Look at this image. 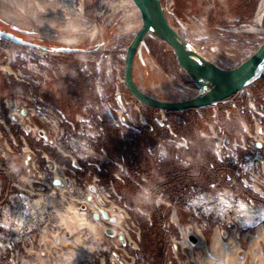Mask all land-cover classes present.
<instances>
[{
    "label": "rangeland",
    "instance_id": "rangeland-1",
    "mask_svg": "<svg viewBox=\"0 0 264 264\" xmlns=\"http://www.w3.org/2000/svg\"><path fill=\"white\" fill-rule=\"evenodd\" d=\"M160 1L169 24L184 41L221 68L231 69L239 65L264 38V0ZM140 25V14L131 0H0V32L21 40L23 38L47 50L27 49L0 38V170L5 168L9 181L8 187H5L6 183L0 177V205L16 190L13 184L23 185L18 180L23 169L16 171L10 168L6 165L7 157L16 158L20 167L25 151L39 156L51 150L49 146L36 144L27 136L13 121L14 110L6 107L9 99H34L33 107H50L63 119L61 125L66 126V130L74 136L85 137L92 131H98L100 136L96 137L97 142L92 150L105 156L98 167L89 159L79 161L78 167L73 168L69 159L65 160L57 152L52 155L60 163L72 167L79 179L97 177L108 189L109 185L113 186V197L129 217L125 220L130 230L124 227V222L121 226L136 241L134 247L132 244L127 246V253L134 258L135 264H159L156 253L144 246L146 243L137 217L144 216L149 227L152 221L149 214L133 205L126 190L125 181L130 179V174L125 159L118 160L111 156L104 143L107 140L105 125L136 133L146 125L142 108L122 81L126 48ZM22 30L27 32L26 36L20 33ZM58 49L78 51L61 53L57 52ZM133 75L140 90L157 100L180 101L198 93L197 87L177 65L170 48L151 36L144 39L140 53L135 56ZM117 95L131 107L128 115L120 112ZM247 95L253 98L264 96V76L231 99L241 100ZM225 107V102H221L208 108L191 110L188 114L198 139L206 141V144H201L200 151L206 152L207 156L210 154L209 165L213 163L215 168L222 167L223 171L219 178L201 182L197 188L184 191L170 202L163 200L161 194L155 197V205L165 208L162 213L167 214L169 220L163 224L168 245L162 264L191 263L194 249L180 233L185 230L188 218L184 208L212 184H225L228 164L217 163L211 151V141L201 137L205 124L213 121L222 126L226 138L235 139L240 135L235 113L227 118ZM122 116H125L126 123L122 122ZM188 116L177 118L186 125ZM162 117L166 119V115L160 111L154 117L155 122ZM175 121L170 119L169 127L164 128L167 134L163 139L145 142L139 147L149 163H163L171 155L181 161L178 150H188L192 145L188 137L173 129L172 125L177 124ZM183 139L187 140V148L180 146ZM3 153L6 158L2 157ZM130 181L142 188L135 180ZM144 194L147 195L146 191ZM167 223L172 228L167 227ZM261 226L255 225L248 233ZM137 229L140 231L139 239L134 233ZM212 234L205 233L207 246ZM9 258L6 252L0 250V264H9ZM241 258H246L243 264L264 263L245 255ZM226 264L240 263L231 260Z\"/></svg>",
    "mask_w": 264,
    "mask_h": 264
},
{
    "label": "built area",
    "instance_id": "built-area-1",
    "mask_svg": "<svg viewBox=\"0 0 264 264\" xmlns=\"http://www.w3.org/2000/svg\"><path fill=\"white\" fill-rule=\"evenodd\" d=\"M116 101L120 112L128 115L129 104L120 95ZM224 102L226 117L235 113L240 135L226 138L217 121L206 123L202 129L201 137L211 141L215 160L227 163L228 171L225 184H212L184 208L188 218L180 233L194 249L190 264H200L198 245L205 233L216 232L223 241H239L250 228L264 225V96L247 95ZM32 104L34 99L6 102V107L15 112L13 121L23 132L36 144L51 149L39 156L24 152L25 167L18 179L24 186L13 184L16 190L0 205V250L10 256L9 264H135L126 248L130 244L134 247L136 241L127 231L125 219L129 217L116 203L113 186L108 189L97 177L79 179L73 170L79 161L91 159L96 167L103 162L104 154L92 150L100 134L89 130L85 137L74 136L50 107ZM122 122H127L125 116ZM156 122L169 127L164 117ZM185 139L180 143L183 148H187ZM53 152L69 159L73 168L60 163ZM163 154L166 156V152ZM2 157L6 158L4 153ZM209 169L214 170L215 165L210 163ZM65 210L72 211L79 221L62 218ZM101 211L107 214L106 219ZM110 218L115 221L110 222ZM134 233L139 239L140 231ZM188 236L196 239L194 245Z\"/></svg>",
    "mask_w": 264,
    "mask_h": 264
},
{
    "label": "trees",
    "instance_id": "trees-1",
    "mask_svg": "<svg viewBox=\"0 0 264 264\" xmlns=\"http://www.w3.org/2000/svg\"><path fill=\"white\" fill-rule=\"evenodd\" d=\"M137 104L142 108L146 125L142 126L137 133L105 125L107 140L104 143L111 156L116 159H125V166L129 171L130 179L135 180L142 187L139 189L130 179L125 181V187L131 196L133 205L151 217V227L148 226L144 216L138 215L137 217L146 243L144 246L151 248L156 253L159 264H162L166 253L165 249L168 245L166 233L163 231V224L169 220L168 215L162 213L165 208L155 205V197L161 194L163 200L170 202L178 198L184 191L197 188L201 182L213 180L215 177L219 178L223 168L209 169L208 156L210 154L207 156L206 152L202 153L200 151L201 144H206V141L198 139L197 133L193 130L192 118L188 116L191 110L183 112L163 111L166 115L165 125L169 124L170 119L176 120L177 124L176 126L172 125L173 129L192 141V145L188 150H178L181 161L175 160L171 155L163 163L157 165L149 163L148 158L139 151V147L145 142L153 143L157 139H163L167 132L164 129L165 126L160 127L155 122L154 117L160 112L159 110L147 107L139 102ZM186 115L188 117L185 125L184 121L179 122L180 120L177 117H185ZM183 162L187 165H184ZM6 172L5 168H2L0 177H3L6 183L5 187H8L9 181ZM144 191L147 195L144 194ZM169 228H172V226L170 225Z\"/></svg>",
    "mask_w": 264,
    "mask_h": 264
},
{
    "label": "water",
    "instance_id": "water-1",
    "mask_svg": "<svg viewBox=\"0 0 264 264\" xmlns=\"http://www.w3.org/2000/svg\"><path fill=\"white\" fill-rule=\"evenodd\" d=\"M131 1L140 14L141 25L126 48L122 81L129 94L137 102L161 112L199 110L234 97L264 76V38L257 49L246 60L234 68L224 69L201 55L184 41L169 24L160 0ZM147 36L156 38L170 48L177 65L197 87L198 93L195 96L180 101L157 100L148 96L137 87L133 79V64L135 56L140 53L142 43ZM0 38L16 45L47 51L44 47L14 38L3 32H0ZM76 51L78 50H57V52L61 53ZM101 216L103 219L108 217L104 211H101ZM94 218H97V215ZM109 221L114 222L115 219L110 218ZM106 233L112 234V231L107 230ZM188 241L193 245L196 243V239L193 236H188Z\"/></svg>",
    "mask_w": 264,
    "mask_h": 264
},
{
    "label": "crops",
    "instance_id": "crops-1",
    "mask_svg": "<svg viewBox=\"0 0 264 264\" xmlns=\"http://www.w3.org/2000/svg\"><path fill=\"white\" fill-rule=\"evenodd\" d=\"M134 79V75H133ZM135 84L139 88L137 82ZM140 89V88H139ZM142 91V90H141ZM132 109L130 108L129 111ZM16 158L9 156L6 159V165H9L13 170H22L25 167V160L20 163L15 161ZM75 221V218H72ZM198 260L200 264H226L231 260L243 264L246 258H241L243 255L260 259L264 262V225L258 227L256 230L245 234L244 238L239 241H223L215 232L210 236V243L202 240L199 245ZM243 247V249H242ZM202 255V256H201ZM231 257V258H230ZM231 259V260H230ZM264 264V263H263Z\"/></svg>",
    "mask_w": 264,
    "mask_h": 264
},
{
    "label": "bare ground",
    "instance_id": "bare-ground-1",
    "mask_svg": "<svg viewBox=\"0 0 264 264\" xmlns=\"http://www.w3.org/2000/svg\"><path fill=\"white\" fill-rule=\"evenodd\" d=\"M61 214L63 215L62 218H67L71 222H77V221H79L78 218L76 217V215L72 211H70V210H65ZM73 217L75 218V221L72 219ZM89 226L92 227V224H89Z\"/></svg>",
    "mask_w": 264,
    "mask_h": 264
},
{
    "label": "flooded vegetation",
    "instance_id": "flooded-vegetation-1",
    "mask_svg": "<svg viewBox=\"0 0 264 264\" xmlns=\"http://www.w3.org/2000/svg\"><path fill=\"white\" fill-rule=\"evenodd\" d=\"M20 33H22V35H24V36L27 35V32H26L25 30L20 31ZM22 40H23V38H22ZM23 41H25V40H23ZM25 42L32 43V44H34V45H36V46L43 47V46L38 45V44H35V43H33V42H29V41H25ZM21 47H24V48H27V49H32V50H38V49H35V48L26 47V46H21ZM68 53H73V52H68Z\"/></svg>",
    "mask_w": 264,
    "mask_h": 264
}]
</instances>
